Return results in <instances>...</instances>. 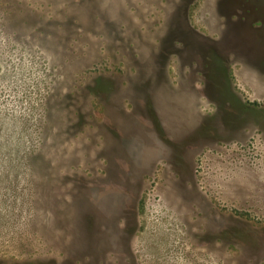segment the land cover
<instances>
[{
	"label": "rangeland",
	"instance_id": "1",
	"mask_svg": "<svg viewBox=\"0 0 264 264\" xmlns=\"http://www.w3.org/2000/svg\"><path fill=\"white\" fill-rule=\"evenodd\" d=\"M0 264H264V0H0Z\"/></svg>",
	"mask_w": 264,
	"mask_h": 264
}]
</instances>
